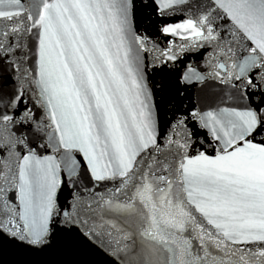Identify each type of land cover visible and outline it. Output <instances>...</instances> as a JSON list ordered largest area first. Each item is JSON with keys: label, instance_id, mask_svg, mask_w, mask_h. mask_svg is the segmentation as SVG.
<instances>
[{"label": "snow or ice", "instance_id": "snow-or-ice-1", "mask_svg": "<svg viewBox=\"0 0 264 264\" xmlns=\"http://www.w3.org/2000/svg\"><path fill=\"white\" fill-rule=\"evenodd\" d=\"M172 6L191 15L162 31L212 47L211 70L188 65L178 83L220 88L209 110L188 114L219 145L213 156L188 154L191 132L183 143L154 135L144 38H129L136 0H37L35 11L0 0V264L6 243L43 252L57 233L109 264H264V0ZM161 56L177 59L171 48ZM48 141L78 189L66 207L55 196L60 163L37 152ZM73 150L91 188L75 180Z\"/></svg>", "mask_w": 264, "mask_h": 264}, {"label": "water", "instance_id": "water-1", "mask_svg": "<svg viewBox=\"0 0 264 264\" xmlns=\"http://www.w3.org/2000/svg\"><path fill=\"white\" fill-rule=\"evenodd\" d=\"M37 0H24L25 7L35 11ZM167 0H136V7L130 14V33L129 38L134 35H140L144 38V49L139 53L140 68L144 73L147 91L150 92L149 103L152 106L154 135L158 141L167 142L166 138L180 140L182 143L187 138V133L193 135L188 139V143L192 145L188 149L189 155H196L198 152H204L209 156H213L219 150V145L213 140L209 129L201 127V121L193 120L189 117V113L196 111H207L213 100V93H218L220 88L218 85L209 81L207 84H194L187 87L178 83L181 73L185 71L186 66L191 65L197 69V72L206 75L208 61L213 56L212 47L204 42H199L202 46L193 47L194 41L189 38L187 40L182 37L186 33L166 34L162 29L166 26H174L183 23L190 11L183 9L181 6L165 7ZM225 24L224 20L219 21ZM37 43L35 36L30 38V44L34 46ZM168 48L176 55L175 61L167 60L161 56V53ZM166 65V67H165ZM30 68V65H25ZM19 79L17 75L15 77ZM15 85L9 82L7 88L9 91ZM29 88L31 86H28ZM214 106V105H213ZM33 112L37 118L44 123H48L46 119V110L37 105L33 108ZM185 121L184 126L175 128L178 120ZM257 141L264 137H257ZM42 143V141H37ZM52 147L48 150L37 149L38 154L47 156L54 155L56 161L61 167L57 171L58 187L55 193L57 204L67 206L72 202V196L78 191L73 186V181L67 180V173L64 170L65 154L63 152L57 154L55 152V144L48 141ZM71 155L78 162L77 175L81 185L92 187V182L88 176L85 156L83 152L73 150ZM108 184L107 187H111ZM105 185H99L96 190L103 192ZM12 195L11 192L8 193ZM87 198V197H85ZM64 234L57 233L56 242L49 249L43 252H34L28 249L18 247L14 244L6 243L3 250V259L5 264H80L81 261H89L90 264H109L107 257L100 255L92 250H72L67 248L64 243Z\"/></svg>", "mask_w": 264, "mask_h": 264}]
</instances>
